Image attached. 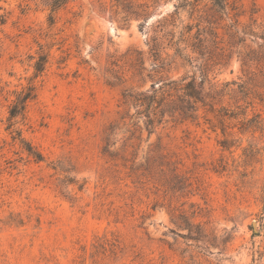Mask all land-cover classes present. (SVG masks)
Here are the masks:
<instances>
[{"label":"rangeland","instance_id":"1","mask_svg":"<svg viewBox=\"0 0 264 264\" xmlns=\"http://www.w3.org/2000/svg\"><path fill=\"white\" fill-rule=\"evenodd\" d=\"M226 1L69 0L52 25L49 0L0 2V264H264V0ZM183 76L234 117L199 107L150 134L133 107L121 118L123 89ZM29 84L36 97L8 127Z\"/></svg>","mask_w":264,"mask_h":264},{"label":"trees","instance_id":"2","mask_svg":"<svg viewBox=\"0 0 264 264\" xmlns=\"http://www.w3.org/2000/svg\"><path fill=\"white\" fill-rule=\"evenodd\" d=\"M6 1V0H0ZM69 0H49L47 6L49 8V13L47 16V21L49 25H52L54 23L55 17L54 14L65 4H67ZM184 2H188V0H184ZM214 6L219 8L220 10H225L227 6L226 0H212ZM139 6H142L139 5ZM177 8V7H175ZM0 9H2L0 5ZM137 16L142 14H136ZM7 19L6 13L0 12V24H4ZM172 36V35H171ZM171 40H169L168 44ZM149 45V50L151 55L154 57V68L157 72L159 70L164 69L165 65H168L165 63V59L161 58L160 52L163 49V46H161V43L158 42L156 37H151ZM172 45H174V49L176 54L181 55L180 51V42H174ZM194 44H192L193 46ZM196 47V46H195ZM136 53L135 61L136 65H139L138 68H135V70L138 69L137 74H139V68H140V58L138 55L140 52L134 51ZM34 58V57H32ZM49 54L48 52L40 51L37 58L33 62V70L34 75L33 77H37L41 75L44 70L46 69V66L48 64ZM189 76H183L180 78L172 79V78H163L159 81V84L157 86H154V83L151 84V88L147 89L145 91H138L133 88H126L121 91V99L119 106H122L124 109L123 114L121 115V118L124 119L126 117L131 118V116L128 113V108L133 107L134 108V116L132 126L137 125L136 122L139 121V119H142L143 126L147 130L148 134H150L155 126L162 123L163 118L166 114L169 116L178 119L180 122L186 121V120H196L198 117V110L199 107L205 108L208 107L206 110L211 113H215L217 111V114H214L215 116H220L219 121L223 119V117H234V114L231 112H227L228 109H226L224 106H221V109L216 110L214 107V102H210V100H207L208 98H213V96L208 92L205 97L201 96L199 91L197 90V86L195 83L194 77ZM227 86V84H226ZM36 97V86L33 84H29L25 88L21 89L19 92H16L15 99L11 103L9 110H8V119L10 120V123L8 124V127H11L13 125V122L11 120L15 119L17 116H20L21 118H24L26 104L28 101L33 100ZM221 111H224L221 113ZM17 135L20 136V132L18 130H12ZM111 133H108V136ZM107 136V140H108ZM104 145L102 149L103 154H107L109 156H113L108 148H109V142H107ZM22 143L25 145V151L33 161L35 162H41L44 161V156L42 153L34 148L30 143L24 142V140H21ZM221 145L225 148H227L225 142H221ZM161 158L166 159V156H162ZM156 161V157L153 155H148L145 157V165L143 166L138 165L139 167H144L143 171L146 172V174H151L152 167L154 162ZM167 162V161H166ZM58 165H53V169H57ZM131 171L137 170L138 168H134L131 164L129 166ZM176 166H173L171 169H168L169 173L173 174V177L176 179L178 178V174L176 173ZM61 169V168H60ZM62 170V169H61ZM63 171V170H62ZM143 175V174H141ZM66 184H73L75 183L74 178H71L69 176L64 177ZM163 184H166V186L170 189H181L182 186L177 185L176 183L174 185H171L169 182H164ZM84 186V183L78 185V189L81 190ZM16 225H21L23 222L21 219L14 220ZM197 239V238H194Z\"/></svg>","mask_w":264,"mask_h":264}]
</instances>
